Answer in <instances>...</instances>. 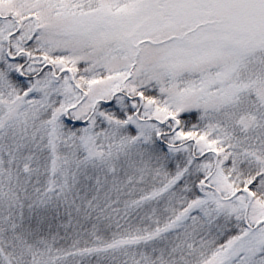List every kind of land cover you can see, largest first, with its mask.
Instances as JSON below:
<instances>
[{"label": "snow or ice", "instance_id": "obj_1", "mask_svg": "<svg viewBox=\"0 0 264 264\" xmlns=\"http://www.w3.org/2000/svg\"><path fill=\"white\" fill-rule=\"evenodd\" d=\"M0 264H264V0H0Z\"/></svg>", "mask_w": 264, "mask_h": 264}]
</instances>
